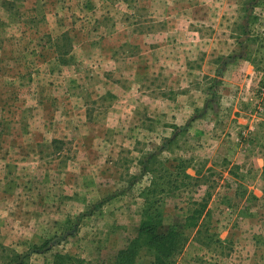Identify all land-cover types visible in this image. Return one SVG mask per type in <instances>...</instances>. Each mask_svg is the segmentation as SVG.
Masks as SVG:
<instances>
[{"label": "rangeland", "instance_id": "374dc122", "mask_svg": "<svg viewBox=\"0 0 264 264\" xmlns=\"http://www.w3.org/2000/svg\"><path fill=\"white\" fill-rule=\"evenodd\" d=\"M262 77L264 0H0V264H264Z\"/></svg>", "mask_w": 264, "mask_h": 264}, {"label": "trees", "instance_id": "16d2710c", "mask_svg": "<svg viewBox=\"0 0 264 264\" xmlns=\"http://www.w3.org/2000/svg\"><path fill=\"white\" fill-rule=\"evenodd\" d=\"M65 38L68 39V37ZM57 46L60 49V45ZM60 52V56H67L69 54V51ZM200 215V210L196 209L194 213L187 217L185 224L181 227L175 225L166 227L162 214H157L153 218L148 216L141 223L137 237L131 240L126 249L118 252L115 264H134L138 251L142 248H148L152 252L154 257L153 264H175V257L184 250L187 242L186 229L197 227ZM190 222L193 223L190 224ZM82 263L83 261L76 260L71 256L59 254L56 255L53 262V264Z\"/></svg>", "mask_w": 264, "mask_h": 264}, {"label": "crops", "instance_id": "0c3cea01", "mask_svg": "<svg viewBox=\"0 0 264 264\" xmlns=\"http://www.w3.org/2000/svg\"><path fill=\"white\" fill-rule=\"evenodd\" d=\"M244 61H245V65H246V69H245L246 71L248 70L249 66H252L255 70L256 67L254 66L252 61H250L246 58H244ZM263 79H264V77L261 78V80H263ZM253 116L254 115H252V114H250V115L249 114H242L241 117H236V118H238L239 121H240V119H244V120L247 119L248 121L249 120L253 121V120H255L253 118ZM254 125L257 128V130L252 132V134H254L253 136H257V137H258V135L261 136L262 131H263L262 127H260L258 124L251 123L250 129H252L254 127ZM242 151L246 152L245 158L247 159V161H246L247 167L251 166L252 168L259 169L260 170L259 171V174H260L259 179L260 180L262 178L264 179V175H263L264 174V170H263L264 169V147H263L262 143H260L259 145L258 144H249L248 147H245V148L242 147ZM257 155H258V157H257ZM259 192H260V195L258 194L257 196L261 197L264 194V192H263V190H260ZM254 194L256 195L255 190H254Z\"/></svg>", "mask_w": 264, "mask_h": 264}]
</instances>
